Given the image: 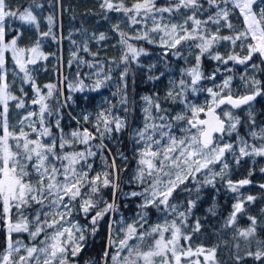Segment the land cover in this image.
<instances>
[{
	"label": "snow or ice",
	"instance_id": "snow-or-ice-1",
	"mask_svg": "<svg viewBox=\"0 0 264 264\" xmlns=\"http://www.w3.org/2000/svg\"><path fill=\"white\" fill-rule=\"evenodd\" d=\"M98 2L0 0V264H264V0Z\"/></svg>",
	"mask_w": 264,
	"mask_h": 264
},
{
	"label": "trees",
	"instance_id": "trees-1",
	"mask_svg": "<svg viewBox=\"0 0 264 264\" xmlns=\"http://www.w3.org/2000/svg\"><path fill=\"white\" fill-rule=\"evenodd\" d=\"M27 0H10V4L12 6L24 5L26 4ZM63 4L65 7V11L63 13V26L64 31L67 33L68 31L72 30L73 28H81L87 30L88 33H99V32H106L111 38L109 42H107L108 50L107 55L108 56H117L118 55V49L112 48L111 45L115 43L116 38L112 36L110 27L111 23L116 22V17L113 15L111 17L110 21H105L102 17L103 14L100 13L99 10V2L98 0H63ZM31 35L30 33H26V36ZM68 45L65 43V51L64 56L65 59L68 58ZM98 46L93 43L92 48L93 50H96ZM102 47V46H101ZM54 50V49H53ZM43 79H47L48 77H42ZM145 86L137 84V90H144ZM109 89L102 90L101 94H92L95 99L93 101L92 105H85L83 102L80 103L79 106L76 107V111L79 112L83 107H88V110L91 111L92 107L98 104L101 101V96H107L109 95ZM65 123H68V120L66 118ZM247 165H245V168ZM245 169H241V172L243 173ZM239 178V174L237 176H234V179ZM257 181L260 180V177L257 176L255 178ZM245 191H249L251 194L257 195L260 193V190L258 188H250L246 189ZM212 195L210 191L206 194L204 201L200 204V206L197 209V215L204 216L206 212H204L202 209H206L210 206L212 201ZM217 202L219 205V212L220 216L223 217L227 215V213L230 211L231 206V199L229 196L223 192L220 193V195L217 197ZM264 206V204L261 201H258L256 205L250 207V211L252 214H256V211L259 207ZM209 224H219V218H212L209 217L208 220ZM105 234L106 229L102 228L101 231L98 233L97 237L95 238L94 247L90 249L86 255H92L95 256L99 253V251L102 250L104 240H105Z\"/></svg>",
	"mask_w": 264,
	"mask_h": 264
},
{
	"label": "rangeland",
	"instance_id": "rangeland-1",
	"mask_svg": "<svg viewBox=\"0 0 264 264\" xmlns=\"http://www.w3.org/2000/svg\"><path fill=\"white\" fill-rule=\"evenodd\" d=\"M261 202L264 204V201H261ZM206 209H207V208H206ZM206 209H202V210L205 212ZM239 223H240V226H241V227L247 226V220H246V219H241V220L239 221Z\"/></svg>",
	"mask_w": 264,
	"mask_h": 264
}]
</instances>
